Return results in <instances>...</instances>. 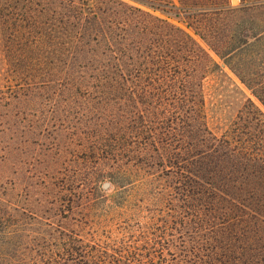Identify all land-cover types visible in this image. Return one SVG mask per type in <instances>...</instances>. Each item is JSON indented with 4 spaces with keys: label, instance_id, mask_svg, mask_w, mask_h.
Masks as SVG:
<instances>
[{
    "label": "rangeland",
    "instance_id": "rangeland-1",
    "mask_svg": "<svg viewBox=\"0 0 264 264\" xmlns=\"http://www.w3.org/2000/svg\"><path fill=\"white\" fill-rule=\"evenodd\" d=\"M251 1L229 0L242 11L222 17L228 33L249 37L231 68L210 52L222 73L188 79L204 89L216 134L246 97L264 112L244 84L264 87V0ZM51 2L0 0V264H185L194 234L169 122L139 116L144 107L94 87L93 72L64 71L47 54L41 9Z\"/></svg>",
    "mask_w": 264,
    "mask_h": 264
},
{
    "label": "trees",
    "instance_id": "trees-1",
    "mask_svg": "<svg viewBox=\"0 0 264 264\" xmlns=\"http://www.w3.org/2000/svg\"><path fill=\"white\" fill-rule=\"evenodd\" d=\"M126 1L134 5L45 3L40 34L52 50L47 54L64 71L93 72L87 78L94 87L115 93L123 105L144 107L146 115L139 116L169 122L165 136L176 145L168 159L194 234L185 264H264V112L246 97L229 127L216 134L208 126L204 89L188 86L189 78L203 79L208 70L222 73L210 52L230 67V54L248 45L249 37L221 27L223 16L242 9L229 0ZM188 66L197 69L186 74ZM244 84L264 107V87ZM153 139L162 140L155 131Z\"/></svg>",
    "mask_w": 264,
    "mask_h": 264
},
{
    "label": "water",
    "instance_id": "water-1",
    "mask_svg": "<svg viewBox=\"0 0 264 264\" xmlns=\"http://www.w3.org/2000/svg\"><path fill=\"white\" fill-rule=\"evenodd\" d=\"M108 185V183H104V186H107Z\"/></svg>",
    "mask_w": 264,
    "mask_h": 264
}]
</instances>
